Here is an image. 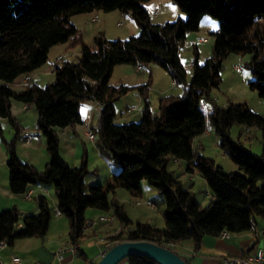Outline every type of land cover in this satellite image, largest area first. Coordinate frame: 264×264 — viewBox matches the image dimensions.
I'll use <instances>...</instances> for the list:
<instances>
[{"label": "trees", "instance_id": "obj_1", "mask_svg": "<svg viewBox=\"0 0 264 264\" xmlns=\"http://www.w3.org/2000/svg\"><path fill=\"white\" fill-rule=\"evenodd\" d=\"M148 0H0V118H9L16 136L5 141L9 190L22 194L30 186H52L56 207L69 225V240L76 243L86 225L87 209L108 212L113 208L123 227L130 230L113 235L112 244L123 241H149L168 247L185 241L197 250L204 236L219 237L248 232L251 221L264 222V117L244 103L220 104L212 90L221 81L224 59L232 53L249 54L253 79L250 88L264 100V0H172L186 15L173 22L152 23L144 8ZM120 11L132 17L140 32L128 39L95 37L96 51L81 43L73 16L92 12ZM219 21L211 54L198 63L194 45L192 74L181 63L179 50L186 35L199 30L202 19ZM80 43L75 61L55 67V81L43 87L29 84L15 91L11 85L20 76L40 68L49 50L59 44ZM152 63L165 68L179 95L167 94L158 100L157 113L151 110L150 80L143 85L110 84L118 65ZM132 90H139L142 101L139 122L116 124L115 102ZM31 104L37 113V131L46 139L48 162L40 170L23 161L16 152V140L22 132L11 114V101ZM86 101L100 104L97 136L120 167L104 184L86 186L87 153L80 166H70L59 153V130L83 123L81 106ZM207 109V112L204 111ZM209 122L220 139V148L231 158L237 170L224 172L213 159L199 155L193 141L201 136ZM255 128L261 133V154L247 149L239 138L230 136L234 124ZM186 162V172H198L211 197L206 205L196 201L194 192L185 189L168 169L171 160ZM158 190L163 198L165 227L148 222H133L120 202L109 194L125 189L132 198L143 196V184ZM88 188V194L86 189ZM38 212L22 214L17 208L0 212V241L11 246L18 239L44 237L53 218L54 206L46 196L36 198ZM21 225V226H20ZM247 256V255H241ZM188 264V259L182 256ZM128 264H158L143 256L127 258Z\"/></svg>", "mask_w": 264, "mask_h": 264}, {"label": "rangeland", "instance_id": "obj_2", "mask_svg": "<svg viewBox=\"0 0 264 264\" xmlns=\"http://www.w3.org/2000/svg\"><path fill=\"white\" fill-rule=\"evenodd\" d=\"M144 8L149 12L150 19L152 23L164 24L166 22H173L180 18L183 12L179 9V7L172 2V0H148L144 3ZM98 20L95 22H85L82 18V22L80 18L81 16H77L76 18H72L71 23H75L76 27L79 30V35L81 39V43L86 45L91 51L97 50V45L95 43V37L100 33L104 34V36L109 40H116V39H128L131 36L138 35L140 28L136 24L135 20L118 10L111 11V12H102L98 11ZM85 13L84 15H86ZM81 15V14H80ZM185 16V14H184ZM186 18V16L184 17ZM219 25V21L211 16H205L200 24L199 30L197 32H190L186 35L185 44L180 48V56L182 62L187 68V79L188 81L191 78L192 74V61L194 57V45H190V40L199 34V37L205 38L207 41L203 44H199L203 53L201 59H199L200 64L209 57L211 54L213 38L210 36V33L217 32V28ZM134 27L137 28V31H134ZM82 46L80 43H76L71 45L70 42L67 44H59L53 47L49 52V57L47 61L43 64L44 68L40 70L39 68L34 72L30 73L32 75V79L29 83H18L17 82L24 78L20 76L15 80V82L11 85V88L20 91L23 90L29 84H38L39 86L43 87L47 84L53 83L55 81V72H53V76H44L41 81L39 82L36 80L37 73L43 74L46 71H53L55 61H58V64H61L64 61H75L76 57L78 56V52H81ZM60 55V56H59ZM59 56V57H58ZM60 57H62L60 59ZM251 56L249 54H237L232 53L227 56L223 63L220 72L221 81L218 87L212 90V95L220 104H226L228 102L232 103H244L248 106V108L264 117V100L259 98L257 92L253 91L250 88L249 82L253 79L252 71L249 67V61ZM238 66L239 69L236 70L234 67ZM120 67L116 68L115 73L113 74L112 81L115 85L121 84V82L128 81L131 83L140 82L141 85L146 83L150 80L149 85V100L151 104L157 108L158 100L161 95V89L170 86L171 89L168 93H172L174 95H179L182 93L183 88L180 85H172L173 83L172 78L169 72L160 66L159 64L152 63L149 67H142L141 70H138L136 66L131 65H121L115 66ZM114 70V69H113ZM29 74V75H30ZM1 84V82H0ZM1 86V85H0ZM135 94H139V90H132L128 92L126 95L122 96L118 101L115 102V112L117 115L116 124H125L129 122H139L141 119V110L142 104L138 102V97H135ZM18 101L12 100L11 101V114L12 117L15 118L16 122H19L21 125L22 123L29 124L30 117L25 116V111H19L15 104ZM138 105L136 110L132 113H126V105ZM13 106V109H12ZM204 111L207 112V109L204 108ZM124 112V113H123ZM97 116L96 119L90 122L91 131L95 135L96 143L107 153L110 157L111 154L109 150L104 148L101 143L99 142L97 136ZM37 124V118L33 119V125L30 128ZM24 125V126H25ZM23 126V125H22ZM20 129V127H19ZM33 137H37L38 135L42 137L44 141V149L43 153L47 155L46 151V139L43 134L39 133L36 130L31 131ZM16 128L10 122L9 118H0V171L5 170L6 173L8 172L7 168V155H6V148H5V141L10 142L16 135ZM230 136L233 139L239 138L244 146L249 149L252 153L256 155L261 154V133L258 129L255 128H244L240 124H234L230 129ZM59 139L61 141L60 135ZM59 141V142H60ZM78 146L75 151V158L78 159L77 166H80L81 159L84 156L85 148L87 150V173L84 177V182L86 186H95V185H102L105 181L114 174H117L120 171V167L115 165L111 160L112 164L106 159L97 155V151L95 150L94 146L87 140L82 134L75 139ZM29 141H26L23 138H18L16 140V152L17 154H23L26 158H34L40 153V148L38 144L35 145H26ZM60 144V143H59ZM220 139L219 136L215 133L212 126H210L209 122H207L206 130L201 135L194 139L193 147L197 150L199 155H202L207 158H211L214 162L221 166L224 172H231L233 170H237L236 165L233 163L231 158L220 148ZM89 150V151H88ZM42 151V149H41ZM34 157H33V156ZM71 162V159H68ZM93 161L95 163L93 164ZM181 166L174 164L173 160L170 161L168 169L173 172L174 176L178 177L179 180L182 182V185L185 189H189L194 192L196 196V201L200 202L201 205H206L209 200L210 196L208 186L205 180L197 175V171L194 169L191 171L192 173L185 172L186 162L181 161ZM30 163V162H29ZM76 166V167H77ZM112 167H118L117 173H112ZM105 174V175H104ZM104 176H106L104 178ZM192 177L191 182H189V178ZM193 181V182H192ZM192 183V185H191ZM146 187H148L149 194L142 196L141 201L149 200L154 205L155 208H149L145 204L140 206L130 205V203H123V206L126 207L125 212L127 214V209L130 212H144L145 217L140 214L135 213V218H143V222H148L149 224L153 225L156 228H164L165 222L163 218L164 212V204L163 198L159 194L158 190L154 187L149 186L148 184L144 183ZM51 190L48 198L50 199L53 206L56 205V197L54 194V188L52 186H48ZM123 191L127 193L125 189H118V191ZM117 191V190H116ZM86 194H88V188L86 189ZM113 193L109 194L110 202L114 198ZM135 200V199H133ZM2 211V210H1ZM0 211V212H1ZM106 214L113 217L114 212L113 208H111ZM132 215V213H130ZM64 219L66 226H62L61 223L53 224L54 221L62 218ZM133 218V217H132ZM148 218V219H146ZM116 222H119L116 217ZM139 220V219H138ZM137 219L131 220L133 225L138 222ZM112 221V220H111ZM110 221V222H111ZM51 227L49 232L47 231V237H39L36 238L38 241L45 242V248L47 243H52L55 241L54 239L60 235H64L67 238V234L69 232V225L68 220L66 217H56L53 216L51 220ZM108 222V223H110ZM128 228L121 227L118 234L124 233L123 231H127ZM115 231V233L117 232ZM114 233V234H115ZM113 234V235H114ZM111 235L110 237H112ZM50 239V240H49ZM109 239H106L108 241ZM113 245V244H112ZM179 250V249H177ZM5 262V260H3ZM128 261L127 259L122 260L119 264H126Z\"/></svg>", "mask_w": 264, "mask_h": 264}, {"label": "crops", "instance_id": "obj_3", "mask_svg": "<svg viewBox=\"0 0 264 264\" xmlns=\"http://www.w3.org/2000/svg\"><path fill=\"white\" fill-rule=\"evenodd\" d=\"M95 15H97V17H98V13L92 12V13H87L86 15H84V14L77 15V16H81V17H77V18H80L81 22H82V18H83V20H85V22H90V21L95 22V21L91 20ZM185 16L183 13L181 15V18H184ZM72 18H76V16H73ZM97 20H98V18H97ZM72 24L76 25L75 23H72ZM134 31H137V28L134 27ZM134 36H136V35H134ZM197 37H199V34H196V36L190 40L191 46H193L192 43ZM64 44H67V43H64ZM201 44H203V43H201ZM196 47H197V53H198V63H200L199 59H201L203 53H201L202 50H201V47L199 46V44ZM49 53H48V57H49ZM78 53H79L78 55H80L81 52H78ZM180 55L181 54L179 52V56ZM61 58L62 57H60V59ZM180 59H181V56H180ZM181 63L184 65V63L182 62V59H181ZM44 65H42L39 69L42 70L44 68ZM57 65H60V64H58V61H55L54 70H55V67ZM119 66H121V65H119ZM184 67L186 68L185 65H184ZM116 68H120V67L114 68V70L112 72V76L110 78V84L114 85V86H117V85H115L111 81H112L113 74L116 71ZM54 70L52 72L48 70V71L44 72L43 74L37 73L38 75H36V80H38L40 82L44 76H49V77H51V75L53 76ZM186 71H187V68H186ZM30 76L32 79L31 74H30ZM23 79L24 78L20 79L17 82V84L22 83ZM121 84H127L130 86H134V85H140V82L131 83L128 81H124V82H121ZM171 84L174 85L175 84L174 81ZM169 87L170 86H168L164 89L162 88L160 90L161 93L159 95L164 96V95L169 94L168 92L172 89V88L170 89ZM170 94H172V93H170ZM135 97H138V102L142 103V101H141L142 99H141L139 94L138 95L135 94ZM15 105L19 111H25L26 117H30V120L28 122L29 124L26 123V125H25V123H22V125H23L22 126L19 122H16L18 125V128L20 127L21 131H26V130L27 131H34V130H36L37 124H35L33 126V128H30L33 125V119L37 118V113H36L34 106L31 104H23L20 102H18ZM150 105H151V110L154 113H157V108H155L151 104V101H150ZM137 106L138 105H134V104L126 105L125 109L137 107ZM100 108L101 107L97 102L86 101L81 106V114H82L83 123L79 124L75 127H66L64 129L58 131L60 138H61V141L59 142L60 143L59 144L60 156L72 167L77 166L78 159L75 158V151L77 149L78 144L75 141V139L77 137H79L81 134L87 140H89V142L94 146L95 150L97 151L98 156L102 157L105 160L107 159L109 161V163L112 164V162L110 160L112 158L107 153H105V151L100 149V147L96 143V139L94 142H92L87 137V132L91 131V129H89L90 122L95 120L96 116L98 117L97 118V125H98ZM12 109H13V106H12ZM44 141L45 140L38 135L37 137H32V139L28 143H26V145H32V146L35 144L39 145L40 153L36 157H34L32 155L34 158H30V157L26 158L23 154H17V155L19 156V158L21 160L32 163L36 168H38L40 170L44 169L46 163L48 162V154L46 155L45 153H43L44 152L43 151ZM41 149H42V151H41ZM85 151L87 153L86 148H85ZM87 156H88V153H87ZM68 159H71V162ZM173 162H174V164L180 165V166L182 163L181 161L174 160V159H173ZM94 163H95V161H93V164ZM184 167H185L184 170L186 172V166L184 165ZM117 171H118V167H112V173H117ZM189 173L191 174L192 172H189ZM196 174L199 175L198 172ZM105 177L106 176H104V178ZM191 179H192V177L189 178V182H191ZM8 180H9L8 172L6 173L5 170L0 171V211L1 210L2 211L8 210L11 208H17L22 214H36L38 212V205H37L36 198L41 193L37 189V186H30L29 187L30 190H33V198L31 200H27L24 198V196L22 194H12L10 192ZM191 185H192V183H191ZM47 189H48L49 194H50L51 190L48 187H47ZM149 190L150 189L143 184V196L144 197H145V195L149 194ZM114 194L115 195H114L113 199H116L118 202H120L122 204V206H123L124 202L125 203L128 202V203H130V205H133L132 202H133L134 198H132L128 192L125 193L123 191L117 190ZM198 203H200V202H198ZM123 208L125 211L126 207L123 206ZM130 210H132V209H129V211L127 209V216L129 217L130 220H134V219L138 220L139 219L138 222L144 221V219L141 218V216H140V218H135L137 216H134L135 213H137V214H140L143 217H145L144 212L138 211V212H135L133 214V212H130ZM106 213L107 212H101V211L96 210V209H87L86 218H87V220H92V219L96 220L100 215H108ZM130 213H132V215ZM146 219H148V218H146ZM51 223L52 222H50V224H49L48 232H49V229L51 227ZM54 223L55 224L61 223L62 226L67 225L65 223L63 217L54 221L53 224ZM257 226L259 229H264V222L259 221L257 223ZM121 227H122L121 223L116 222V219H113L110 223L104 222V223L95 224L91 228L86 229L84 231L82 237H80V239L76 242L77 248H76L75 252H72L71 250L65 248L70 243V240H69L68 234H67V238H66V236H64L62 234V235L56 237L54 239L55 241H52V243H47L46 248L44 246L45 245L44 240L40 242V241H38V239H36L39 237L18 239L11 246H7L6 248L2 249L0 251V255H1V259L5 260V262L9 260L11 255H15V256L20 257L24 263L25 262H40V263H44V264H95L96 262H98L100 260L101 256L103 255V251L106 248L104 243L99 242V239H103V240L108 239L111 235H113L115 233V231L120 230ZM45 236L47 237V233ZM258 247L262 248L263 252H264V235L260 236V237H256L250 231L243 232L240 234H231V236L229 238H222L220 236L219 237H212V236L206 235L203 237L201 246L197 250L194 248L193 243L190 241H185V242L177 245V249H179L181 255L184 256L186 259H188L191 264H225V262L223 261V257L251 255V254L255 253V251ZM61 248H63L64 251L61 253V258H60L58 256V251ZM126 264H128V262Z\"/></svg>", "mask_w": 264, "mask_h": 264}, {"label": "built area", "instance_id": "obj_4", "mask_svg": "<svg viewBox=\"0 0 264 264\" xmlns=\"http://www.w3.org/2000/svg\"><path fill=\"white\" fill-rule=\"evenodd\" d=\"M97 15H95L91 20L92 21H96L97 20ZM207 40L205 38H202V37H197L194 41H193V45H198V44H201V43H204L206 42ZM136 68L138 70H141L142 69V66L140 65H137ZM236 70L239 69L238 66H235L234 67ZM31 80V76L30 75H26L23 79V82L22 83H29ZM99 104V103H98ZM100 105V104H99ZM136 110V107H132V108H127L126 109V113H132L133 111ZM22 137L23 139H25L26 141H29L32 139L33 137V134L31 131H24L23 134H22ZM87 137L92 141L94 142L95 141V135L93 134L92 131H88L87 132ZM37 189L41 192L39 195H45L47 196L48 195V190L46 187L42 186V185H37ZM209 195V194H208ZM33 197V190H28L25 194H24V198L27 199V200H30L32 199ZM133 205L135 206H140L142 204H145L147 207L149 208H155V205L149 201V200H144V201H141V199H135L133 200ZM54 215L57 216V217H60L61 216V212L55 208L54 209ZM114 217H111V216H108V215H101L99 216L98 220H88L87 221V228H91L92 226H94L95 224H97L98 222L99 223H108L110 222L111 220H113ZM127 230H130L129 228ZM250 232H252L256 237H260V236H263L264 235V229H259L256 222L255 221H251L250 223V229H249ZM119 231H117L114 235H117ZM220 237L222 238H229L231 236V233L227 232V231H223L220 235ZM99 242H103L106 246V248L104 249L103 253L111 247V243L106 241V240H103V239H99ZM7 241L6 240H1L0 241V251L4 248L7 247ZM66 249H69L71 250L72 252H75L76 250V245L73 244V243H69L67 247H65ZM167 248H170L171 250L179 253L180 251L177 250V245L174 244V243H170L168 245ZM64 251L63 248L59 249L58 251V256L61 258V253ZM223 261L225 262V264H264V252H263V249L258 247L255 251L254 254H251V255H247V256H228V257H223ZM0 264H44V263H40V262H23V260L18 257V256H15V255H11L9 260L6 261V262H3V260L1 259V255H0Z\"/></svg>", "mask_w": 264, "mask_h": 264}, {"label": "water", "instance_id": "obj_5", "mask_svg": "<svg viewBox=\"0 0 264 264\" xmlns=\"http://www.w3.org/2000/svg\"><path fill=\"white\" fill-rule=\"evenodd\" d=\"M131 256H143L158 264H188L169 248L149 241H123L111 246L95 264H119Z\"/></svg>", "mask_w": 264, "mask_h": 264}, {"label": "bare ground", "instance_id": "obj_6", "mask_svg": "<svg viewBox=\"0 0 264 264\" xmlns=\"http://www.w3.org/2000/svg\"><path fill=\"white\" fill-rule=\"evenodd\" d=\"M26 131H27V130H26ZM23 132H24V131H23ZM23 132H22V134H23ZM22 138H23V137H22ZM29 141H30V140H29ZM44 187H46V186H44ZM46 188H47V187H46ZM28 190H30V189H28ZM28 190H27V191H28ZM47 190H48V189H47ZM27 191H26V192H27ZM26 192H25V193H26ZM25 193H24V194H25ZM23 196H24V195H23ZM38 196H39V195H38ZM43 196H45V195H43ZM48 196H49V191H48V195H47L46 197H48ZM32 198H33V197H32ZM30 200H31V199H30ZM55 208H57L56 205L54 206V209H55ZM53 212H54V211H53ZM53 215H54V213H53ZM54 216H55V215H54ZM61 216H62V214H61ZM61 216H60V217H61ZM100 216H101V215H100ZM56 217H57V216H56ZM98 218H99V217H98ZM98 218H97L96 220H98ZM94 220H95V219H94ZM87 221H88V220H87ZM98 223H99V222H98ZM86 229H88L87 226H86ZM86 229H85V230H86ZM114 236H115V235H114ZM108 242L111 243L110 240H108ZM70 243H73V242L70 241ZM102 243H103V242H102ZM73 244L76 245V243H73ZM111 244H112V243H111ZM115 244H116V243H115ZM113 245H114V244H113ZM113 245H111V246H113ZM7 246H8V245H7ZM76 248H77V245H76ZM166 248H167V247H166ZM108 249H109V248H108ZM108 249H107V250H108ZM169 249H170V248H169ZM107 250H106V251H107ZM106 251H105V252H106ZM172 251H173V250H172ZM105 252H104V253H105ZM174 252H175V251H174ZM104 253H103V254H104ZM176 253H177V252H176ZM177 254H179V253H177ZM179 255L182 256L181 254H179Z\"/></svg>", "mask_w": 264, "mask_h": 264}]
</instances>
